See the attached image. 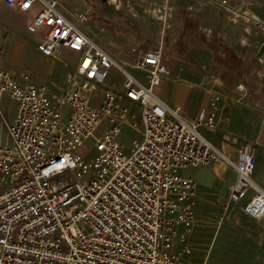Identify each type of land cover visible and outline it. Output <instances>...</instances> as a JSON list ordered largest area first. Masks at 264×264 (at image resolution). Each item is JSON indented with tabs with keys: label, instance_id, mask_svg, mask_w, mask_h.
I'll return each mask as SVG.
<instances>
[{
	"label": "built area",
	"instance_id": "obj_1",
	"mask_svg": "<svg viewBox=\"0 0 264 264\" xmlns=\"http://www.w3.org/2000/svg\"><path fill=\"white\" fill-rule=\"evenodd\" d=\"M4 1L24 13L36 9L27 30L39 37L44 57L66 50L77 61L60 93L0 70V100L16 104L11 144H0V264H190L183 260L187 249H175V239L186 241L195 224V182L183 172L218 159L236 173L229 203L252 189L243 213L264 219L254 152L245 149L233 162L202 133L214 130L221 97L210 95L208 107L186 119L157 95L170 77L164 45L132 49L131 61H117L77 27L89 20L85 13L69 19L60 0ZM207 1L264 34V18L232 0ZM109 3L115 11L123 7L122 0ZM260 50L253 73L264 81V42ZM114 73L122 77L120 91L112 87ZM237 90L247 93L242 84ZM132 109L140 110L142 139L125 154L122 126L139 130ZM103 122L108 126L97 136ZM90 139L97 154L87 160Z\"/></svg>",
	"mask_w": 264,
	"mask_h": 264
},
{
	"label": "rangeland",
	"instance_id": "obj_2",
	"mask_svg": "<svg viewBox=\"0 0 264 264\" xmlns=\"http://www.w3.org/2000/svg\"><path fill=\"white\" fill-rule=\"evenodd\" d=\"M123 1V10L118 14L123 13V17L128 18L127 25L131 33L123 48L124 57L122 58L129 62L131 48L134 46L146 50L164 45L165 61L176 57L179 60L176 62L183 69L181 75L171 74L172 80L195 90L207 91L209 95L218 94L221 97L220 103L223 101L225 104L220 106L217 117L221 114L222 118L227 120V112L232 110L236 115L235 121L244 124L247 128V135L258 132L261 139L264 138L262 124L264 81L258 79L253 73V69L257 66V56L261 51L260 46L264 41V34L260 30L242 18L222 11L228 23L225 32L203 31L197 37L188 38L182 45L167 47V27L178 25L176 17L170 14L169 8L172 0L168 4H165L164 0ZM233 1L236 2L237 9L243 11L242 1ZM262 12L264 15V4ZM161 15H165V21L160 20ZM9 19L15 28L16 35L11 38V41L8 38L5 43L3 38H7V34L3 32L2 36L0 35V70L7 71L22 80L26 78L31 83L45 86L51 92H60L57 89L61 87L67 88V78L74 72L73 69L69 71L72 63H67L66 69L69 72L66 75L62 65L36 56L33 53V45L38 41V36L27 31L26 18L10 16ZM76 25L88 34V21L76 22ZM115 59L119 61L116 57ZM113 81L112 87L120 91L122 77L114 73ZM239 84L246 87L245 95L237 90ZM2 104L5 108L4 118L8 120L12 116L15 102L6 96ZM65 112L68 113L69 108H66ZM132 113L136 115L134 122L138 124L139 130L131 124L122 126L118 140L125 154H130L134 140L142 139L140 110L132 109ZM1 123L0 121V141L11 144L7 130ZM218 125L217 119L213 131L205 129L203 131L218 132ZM107 126V123L103 122L97 136H100ZM221 137L226 143H233V145L237 143L233 141L229 133H222ZM263 147L261 142L253 144L247 141L240 146L238 158L245 149L252 150L257 157ZM220 151L223 153L222 150ZM83 153L86 154L87 160L97 154L92 139L86 143ZM223 155L233 162L238 160L224 153ZM210 165L229 168L225 161L219 159ZM220 188L222 197L219 201L215 200L214 204L200 201L198 208L194 205L195 224L186 241L175 239V249L184 250L186 248L187 253L183 260L190 264H264V245L262 241H256L254 237L255 232L264 229L257 225V220L233 214L234 209L237 210L238 206L246 204L251 199L252 192L249 191L246 198L239 203H229L226 184L222 182ZM182 232L183 229H179V234ZM254 241L257 242L256 246Z\"/></svg>",
	"mask_w": 264,
	"mask_h": 264
},
{
	"label": "crops",
	"instance_id": "obj_3",
	"mask_svg": "<svg viewBox=\"0 0 264 264\" xmlns=\"http://www.w3.org/2000/svg\"><path fill=\"white\" fill-rule=\"evenodd\" d=\"M241 1L243 11L247 15L257 19L264 18V15L262 14V6L264 4V0ZM122 2L124 6V1L122 0ZM246 2H250L251 5L247 6ZM60 3L61 12L69 19H74L73 16L75 12L85 13L89 17V25L87 27L88 34L79 27L78 28L90 40L95 42L103 50L109 53L113 58L116 57L121 62H127L124 58H122L124 57L123 48L127 44V37L129 36L131 31L128 27L129 25H127L129 22L128 18L125 19L123 17L124 15H122L123 13L118 14L123 10V7L120 11H115L110 5L109 0H60ZM169 9L170 14L176 17V22L178 23V25H173L171 28L170 25H168L166 41L167 47H174V45H182L188 38L197 37L203 31H213V33H221L222 31L225 32L228 28V23L223 17V15L225 16V14L222 11L224 10L221 8L219 9L218 5L211 3L207 0H172L171 7ZM34 10L36 9H32L31 11L24 13L16 7L7 6L4 0H0V35L2 36L3 32L7 34V38H3L4 43L7 41L8 38L10 39L9 41H11V38H14V36L16 35L15 28L9 19L10 16H20L22 18H26L28 27L31 19L36 14V11ZM39 40L40 39L38 37V41L33 45V53L40 58H47L44 57L37 49ZM262 45L260 47H262ZM132 49H136L140 52H146L152 50L153 48L141 50L138 47L134 46L131 48V53ZM47 59L51 60V62L53 63H58L62 65L64 72L67 75L69 71H72V69L74 70L77 61V55L75 53L65 50L62 52L60 57L56 59ZM176 61H179L176 57L173 58V60H167V62L164 59L165 65L167 66L169 71H171L170 77L163 81L162 85L156 89V93L163 101H165L169 105L178 107L183 117H185L186 119H194L201 113L203 109H206L208 107L209 98L211 94L209 95L207 91L205 92L201 89H192L181 82L172 80L171 74L173 76H176L178 73L179 75H181V71L183 70ZM68 62L72 63V68L69 71H67L66 69V65ZM18 79L22 83L29 82L26 80V78L23 80L20 78ZM65 89V87H61L57 89V91L60 90V92H62ZM3 98L0 100V121L3 123V127H5L9 135L8 126L11 125L14 121L16 114V104L13 107L12 116L8 120H6L4 118L5 108L2 104ZM223 104L225 103L222 101V103H220V106L222 107ZM227 114V120L222 118L221 114L219 115V117H217L219 122L218 132L202 131L204 136L213 145H215L218 149L222 150L224 154H226L232 159L238 158L240 146H242L247 141L253 144L261 142L264 146V138L261 139V135H259L258 132H255L253 135L248 134V136L246 133L247 128L244 127V124H239L238 121H235L236 115L232 112V110L227 112ZM222 133H229L230 135H232L233 141H236L237 143L233 145V143H226L222 141ZM9 143H11V139ZM0 144L8 145V142L0 141ZM260 150L261 151L258 153L257 157L255 155L256 164L252 178L253 182L264 190V147ZM183 175L192 178L195 182L194 205L196 208L199 207V203L201 202L214 204V202L219 201L222 197V192L220 188V184L222 182H224L227 186V198L229 202L231 186L236 178V173L233 168L211 166L209 164L207 166H200L196 169L186 170L183 172ZM249 191L252 192L253 196L254 191L252 189ZM244 205L245 204L238 206L237 210L234 209L235 211H233V214L235 213L237 214V216L240 215L246 217L242 210ZM256 223L264 229V219L259 220ZM254 237L256 238V241H262V245H264V230H261L260 232H255ZM256 241H254L255 246L257 243Z\"/></svg>",
	"mask_w": 264,
	"mask_h": 264
}]
</instances>
